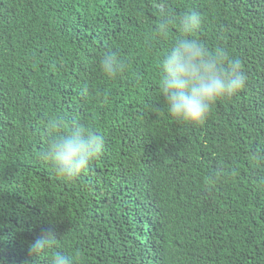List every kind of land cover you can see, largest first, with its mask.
Returning a JSON list of instances; mask_svg holds the SVG:
<instances>
[{
	"label": "trees",
	"instance_id": "16d2710c",
	"mask_svg": "<svg viewBox=\"0 0 264 264\" xmlns=\"http://www.w3.org/2000/svg\"><path fill=\"white\" fill-rule=\"evenodd\" d=\"M158 2L0 0L3 264H26L49 231L74 264H264V163L249 158L264 153V0H162L198 12L189 38L247 76L201 126L167 112L160 60L180 33H155ZM110 51L115 79L99 68ZM57 120L104 138L73 182L43 158Z\"/></svg>",
	"mask_w": 264,
	"mask_h": 264
},
{
	"label": "clouds",
	"instance_id": "9594fccd",
	"mask_svg": "<svg viewBox=\"0 0 264 264\" xmlns=\"http://www.w3.org/2000/svg\"><path fill=\"white\" fill-rule=\"evenodd\" d=\"M157 8L160 20L155 33L167 38L172 27L180 33L160 60L161 92L167 112L178 122L201 126L217 101L245 88L246 73L240 60L230 56L223 47L209 50L205 44L189 38L201 28L202 18L198 12H185L177 17L167 10L162 0ZM125 67L113 51L99 59L100 71L108 79L117 78ZM84 91L87 92V87ZM49 128L53 134L43 158L66 182L77 180L104 151L103 136L79 123L65 128L57 120L51 122ZM249 158L254 163H264V153L253 152ZM57 241L53 232L42 233L39 239L29 243L26 264H38L42 259H47L48 264H74L71 256L59 250Z\"/></svg>",
	"mask_w": 264,
	"mask_h": 264
}]
</instances>
